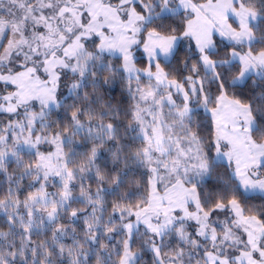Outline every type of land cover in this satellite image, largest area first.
I'll return each instance as SVG.
<instances>
[{"label": "snow or ice", "instance_id": "1", "mask_svg": "<svg viewBox=\"0 0 264 264\" xmlns=\"http://www.w3.org/2000/svg\"><path fill=\"white\" fill-rule=\"evenodd\" d=\"M0 264H264V0H0Z\"/></svg>", "mask_w": 264, "mask_h": 264}]
</instances>
